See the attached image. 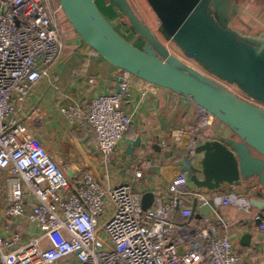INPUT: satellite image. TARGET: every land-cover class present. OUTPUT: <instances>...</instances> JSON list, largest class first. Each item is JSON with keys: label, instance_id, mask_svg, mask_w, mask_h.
I'll use <instances>...</instances> for the list:
<instances>
[{"label": "built area", "instance_id": "obj_1", "mask_svg": "<svg viewBox=\"0 0 264 264\" xmlns=\"http://www.w3.org/2000/svg\"><path fill=\"white\" fill-rule=\"evenodd\" d=\"M0 12V170L10 171L8 217L25 219L40 233L25 241L21 232L0 231L2 264H259L236 251L229 235L211 215L196 216L183 206L194 196L200 206L240 204L236 194L210 198L189 181L188 172L167 161L151 159L134 166L139 181L153 167L167 186L168 197L155 194L151 207L143 208L145 192L134 182L110 183L113 156L130 128L132 114L123 108L130 94L129 77L115 93L94 97L89 110L79 104L61 108L69 122L89 124L96 137L105 177L91 171L71 179L43 143L27 128L19 113L39 80L56 64L65 48L57 19L60 4L52 0H2ZM93 82V79L91 80ZM202 120L188 129L173 131L174 151L193 158L203 137L201 127L214 115L199 108ZM191 186V187H190ZM34 199L29 204L27 197ZM246 202H248L246 200ZM179 210L189 218L175 220ZM264 231V212L253 214ZM226 230L232 219L223 221Z\"/></svg>", "mask_w": 264, "mask_h": 264}, {"label": "water", "instance_id": "obj_2", "mask_svg": "<svg viewBox=\"0 0 264 264\" xmlns=\"http://www.w3.org/2000/svg\"><path fill=\"white\" fill-rule=\"evenodd\" d=\"M79 37L96 53L140 79L192 99L196 105L225 124L229 136L206 141L196 155L184 156L181 167L198 189L218 190L224 184L242 186L255 181L258 198L244 197L264 209V31L247 34L232 26V0H146L157 23L143 21L130 0H114L124 26L144 40L138 46L123 36L101 11L96 0H58ZM165 41L207 73L172 52ZM120 81H123L121 77ZM227 84L235 85L239 95ZM138 137L127 146L134 154ZM202 158L198 165L193 160ZM153 192H146L143 208L152 206ZM198 201L193 202V212ZM213 200L196 216L210 215ZM249 237V236H246ZM261 264H264L261 263Z\"/></svg>", "mask_w": 264, "mask_h": 264}, {"label": "crops", "instance_id": "obj_3", "mask_svg": "<svg viewBox=\"0 0 264 264\" xmlns=\"http://www.w3.org/2000/svg\"><path fill=\"white\" fill-rule=\"evenodd\" d=\"M96 2L105 14L111 16L115 22L119 20L124 26L121 19L116 17V4L112 0ZM5 10V4L0 0V12ZM141 10L147 22L153 25L155 20L157 21L153 10H148L147 6H141ZM230 10H234L233 27L247 34L264 31V0H232ZM61 13V10L57 12L58 20L62 17ZM71 27H68V38L63 35L65 48L59 61L34 86L19 116L71 179L78 178L85 171H91L96 178L104 180L106 169L102 165L93 128L86 123L67 121L61 108L79 104L89 110L94 97L119 91L123 70L97 56ZM129 80L130 94L123 100V108L132 114V123L113 156L109 181L112 184L134 182L136 188L145 193H160L167 198V186L157 167L151 168L144 178L137 181L134 178V166L143 160L151 159L155 164L167 161L181 167V159L185 155L175 153L172 133L177 129L193 127L197 121L202 120L199 107L190 98L136 76L129 77ZM199 131L205 138L220 139L230 135L228 127L217 118L213 123L201 127ZM138 137L141 141L132 155L126 149L128 144ZM202 155L199 154L197 159L193 160L194 165H198ZM10 176V171L0 170V231L5 233L8 227L9 233L19 231L24 240L28 241L40 231L25 219L7 216ZM250 184L255 185L256 182L247 181L240 187L224 184L218 190L202 188L198 191H202L209 198L217 193L223 196L236 194L243 198L239 205H216L210 215L222 231L229 235L237 252L249 261L261 264L264 262V231L259 229L253 214L259 210L264 212V209L246 202L244 197L260 198L256 195L259 188H252ZM192 189H195L193 185ZM27 199L30 205L34 203L31 196ZM194 199V196L187 195L182 199V205L192 207ZM200 207L198 204L196 212H199ZM172 215L179 222L189 220L179 210L172 212ZM228 219H232L233 224L225 230L223 221Z\"/></svg>", "mask_w": 264, "mask_h": 264}, {"label": "rangeland", "instance_id": "obj_4", "mask_svg": "<svg viewBox=\"0 0 264 264\" xmlns=\"http://www.w3.org/2000/svg\"><path fill=\"white\" fill-rule=\"evenodd\" d=\"M114 2V0H112ZM131 2V5L133 7V9L136 11V13L139 15V17L147 22L146 18H144L143 14L142 13V10H141V6H146L148 7V10L151 9L150 8V5L149 3L146 1V0H139L138 3H136L135 1L133 0H130ZM115 3V2H114ZM53 4L54 5H58L59 4V1L58 0H53ZM116 4V3H115ZM117 5V4H116ZM149 5V6H148ZM152 10V9H151ZM62 11V10H61ZM102 11V10H101ZM103 12V11H102ZM62 17L58 20L59 22V25H60V29L63 33V35L68 38V27H71L72 25L69 23V21L67 20L64 12L62 11ZM103 14L106 16V18L111 22L113 23V25L116 27V29L123 35L125 36L127 39H129L130 41H132L133 43H135L136 45L138 46H142L144 44V40H142L138 34H134L132 33V31L127 27V26H122L120 23H119V20L118 22H115V20L112 19L111 16L105 14L103 12ZM118 17V16H116ZM119 18V17H118ZM117 19V18H116ZM157 21L155 20L154 24H156ZM69 25V26H67ZM72 28V27H71ZM69 28V29H71ZM72 31H73V28H72ZM75 31V29H74ZM167 43V45L169 46V48L171 49L172 52L176 53L177 55H179L184 61H186L188 64L196 67L197 69L207 73L202 67H200L195 61H193L192 59L186 57L182 52L181 50L178 48V46L173 43L172 41H165ZM231 89H233L236 93H238L239 95H242L245 97L243 91L241 89H239L238 87H236L235 85H231V84H227ZM38 138V137H37Z\"/></svg>", "mask_w": 264, "mask_h": 264}, {"label": "flooded vegetation", "instance_id": "obj_5", "mask_svg": "<svg viewBox=\"0 0 264 264\" xmlns=\"http://www.w3.org/2000/svg\"><path fill=\"white\" fill-rule=\"evenodd\" d=\"M124 20H126V18L121 19V21H124ZM232 21H233V17L231 19V23H232Z\"/></svg>", "mask_w": 264, "mask_h": 264}]
</instances>
